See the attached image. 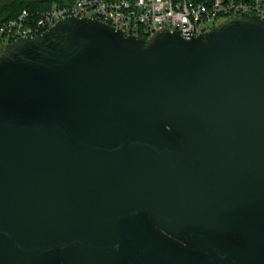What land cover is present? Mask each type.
<instances>
[{"label":"water","instance_id":"1","mask_svg":"<svg viewBox=\"0 0 264 264\" xmlns=\"http://www.w3.org/2000/svg\"><path fill=\"white\" fill-rule=\"evenodd\" d=\"M0 264H264V19L1 45Z\"/></svg>","mask_w":264,"mask_h":264},{"label":"built area","instance_id":"2","mask_svg":"<svg viewBox=\"0 0 264 264\" xmlns=\"http://www.w3.org/2000/svg\"><path fill=\"white\" fill-rule=\"evenodd\" d=\"M242 12L264 19L262 0H65V4L34 14L24 9L0 25V46L19 38L42 34L67 17H88L123 31L149 37L162 29L179 31L187 39L211 30L215 22Z\"/></svg>","mask_w":264,"mask_h":264},{"label":"trees","instance_id":"3","mask_svg":"<svg viewBox=\"0 0 264 264\" xmlns=\"http://www.w3.org/2000/svg\"><path fill=\"white\" fill-rule=\"evenodd\" d=\"M194 2H206L209 0H192ZM255 1V0H248ZM264 4V0H262ZM65 0H0V25L15 18L24 9L34 14H39L51 9L54 5H64ZM147 38V37H144Z\"/></svg>","mask_w":264,"mask_h":264}]
</instances>
